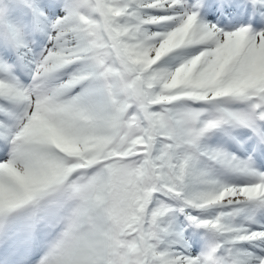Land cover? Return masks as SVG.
I'll return each instance as SVG.
<instances>
[{"label":"snow or ice","instance_id":"6c2138e0","mask_svg":"<svg viewBox=\"0 0 264 264\" xmlns=\"http://www.w3.org/2000/svg\"><path fill=\"white\" fill-rule=\"evenodd\" d=\"M0 264H264V0H0Z\"/></svg>","mask_w":264,"mask_h":264}]
</instances>
